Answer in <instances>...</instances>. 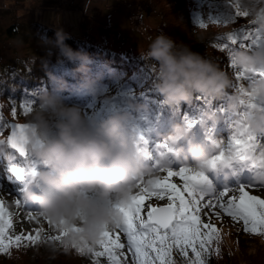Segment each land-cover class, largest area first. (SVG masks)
<instances>
[{
	"label": "clouds",
	"instance_id": "9594fccd",
	"mask_svg": "<svg viewBox=\"0 0 264 264\" xmlns=\"http://www.w3.org/2000/svg\"><path fill=\"white\" fill-rule=\"evenodd\" d=\"M222 4L229 13L239 6L248 13L249 22L264 32V0H222ZM54 35V40L43 37L38 43L49 50L57 49L59 56L68 61H78L74 70L85 73L89 54L66 44L69 34L62 27H56ZM138 51L151 62L152 86L164 104L188 102L194 93L212 98L227 93V109L233 113L240 110L241 95L232 87L233 76L210 54L195 51L189 43L162 31L144 50L138 44ZM231 59L237 69L246 73L264 70V46L238 47ZM95 85L94 80L86 78L81 86L95 94ZM244 87L255 96L257 104H264V78L245 82ZM206 117L215 119L210 113ZM129 118L128 113L116 112L101 121H89L77 105L65 104L59 95L41 91L23 122L28 125L26 148L44 169L34 174L22 197L35 203L41 216L57 228L68 229L65 242L94 246L104 229L114 227L119 219L113 205L126 203L135 191V179L151 174V168L135 150L133 135L125 132ZM245 123L254 135L264 137V109L253 108ZM187 136L184 125L174 124L167 139L175 143ZM5 142V138L0 139V143ZM219 147L218 142L205 149L200 143L189 141L187 158L181 155L178 159L183 163L190 161L192 169L203 172L213 167L210 153ZM262 152L264 144L258 146L256 154ZM229 158H224L223 163ZM254 180L264 182V176L254 174ZM33 186L39 191H33ZM73 225L77 230H72Z\"/></svg>",
	"mask_w": 264,
	"mask_h": 264
},
{
	"label": "trees",
	"instance_id": "16d2710c",
	"mask_svg": "<svg viewBox=\"0 0 264 264\" xmlns=\"http://www.w3.org/2000/svg\"><path fill=\"white\" fill-rule=\"evenodd\" d=\"M145 1L156 8L159 14V31L173 39L189 43L195 51L210 54L225 71L231 73L235 82L234 70L228 61L231 60L236 48L243 47L239 39L242 34L240 27H255L250 24L248 17H237L233 21L230 20L227 25L208 23L203 21V17L206 16V10L215 5L207 0ZM125 3L128 4V11L122 10L127 6L123 3H118L112 10L122 11L127 19L128 16L129 18L136 16V21L130 24L143 32L141 6L137 2L125 0ZM220 10V13L230 18V13L223 5ZM200 22L206 23V26L200 27ZM18 26L10 25L5 30L6 35L24 42L28 46L29 54L0 63V119L6 120L5 122L14 119L16 122L26 121L24 114L29 113H24L21 102L30 101L34 107L41 91L57 94L61 98L66 96L76 100L89 98L90 103L82 110L89 113L91 121H101L116 112L129 114L130 118L125 122V132L131 133L134 140L139 139L135 149L141 154L143 163H149V159H153V166L156 163L153 147L168 136L174 124H182L187 130H192L195 123L200 124V127L202 122L211 123L206 117L208 113L222 112L227 118L236 115L227 109V93L220 98L194 93L188 102L182 101L172 106L164 104L160 94L152 86L154 73L150 61L141 56L132 57L108 48L89 37L86 32L76 37L73 33L65 31L69 34L65 43L74 50L87 52L90 56L87 71L81 73L74 70L78 61H68L59 56L57 49L49 50L38 43L43 37L54 40V27L38 21L30 23L27 31H20ZM230 31L237 37L234 44H229L225 37ZM216 43H225L226 48L218 49L215 47ZM86 78L96 82L95 94L89 93L81 86ZM57 88L60 90L57 91ZM13 106L17 109L15 117L11 116ZM10 117L12 120L9 121ZM6 134L7 129H3L0 132V139L5 138ZM151 141L153 144L150 147ZM26 161L34 166L35 173L44 169V165L35 160L29 152L26 158L21 157L7 142L0 143L1 173L10 181L21 202L38 210L35 203L22 197L26 189H22V185L32 175L18 176L13 171L15 167L23 166ZM33 191L39 189L33 186ZM240 224L234 226L238 228L235 247L231 250L226 249L222 240L223 244L217 256L210 254L206 257L207 264H264V236L245 232L243 225ZM48 244L49 242L44 240L36 244H22L19 248L12 246L7 253H0V264H90L85 262L72 246L67 248L62 246L58 251H52ZM211 248L216 247L211 245Z\"/></svg>",
	"mask_w": 264,
	"mask_h": 264
},
{
	"label": "snow or ice",
	"instance_id": "6c2138e0",
	"mask_svg": "<svg viewBox=\"0 0 264 264\" xmlns=\"http://www.w3.org/2000/svg\"><path fill=\"white\" fill-rule=\"evenodd\" d=\"M248 13L239 6L230 13V20L237 17H247ZM230 20L211 21L216 24L227 25ZM251 24V22H250ZM200 27L206 23L200 22ZM240 42L243 47L264 46V32L257 27H240ZM229 44H234L237 37L233 31L225 34ZM215 47L224 50L225 43H216ZM234 70L235 82L232 87L241 95V108L236 112L232 121L233 129L229 142L228 152L241 159L250 161L249 167L256 176H264V152L257 155V148L261 143L247 127L245 118L256 107L264 109V104H257L255 96L244 87L245 82L255 78H264V70H255L246 73L237 69L234 62L228 61ZM24 113H29L32 103L21 102ZM11 115H17L15 106L11 108ZM24 123L4 122L0 125V132L8 129L5 136L6 142L16 150L21 157H27V129ZM141 139H143L141 137ZM224 152L221 151L216 160H223ZM13 171L18 176L34 175L35 169L30 162L23 166L15 167ZM174 177L180 178V183L173 181ZM207 178L202 171H196L188 166L171 168L159 161L151 168V174L135 179V191L126 203H116L119 219L112 228H105L101 238L92 246L84 243L65 242L68 229L57 228L47 217L41 216L38 211L27 210L28 218L36 220L42 217L50 228L56 230L55 235H45L46 241H59L67 248L72 246L79 253L88 252L94 264H101L100 257L107 258V264H126L127 253H131L134 264H175L172 256L174 249L178 250L185 258V264H207L206 257L211 254V245L219 240L220 229L216 224L205 221L201 216L202 208H210L216 217L221 213L227 214L234 222H242L243 230L252 234L264 236V196L254 194L252 189L264 187L262 183L241 184L234 189H224L216 193L210 186L203 189L197 185H206ZM167 199V203L153 204L150 198ZM146 201H148L146 203ZM14 203L17 207L22 205L19 198ZM13 226L12 213L6 207L5 201L0 199V253H7L10 247L19 248L22 244H36L41 241L44 229L37 227L34 233L10 234ZM72 230H77L72 226ZM121 234L126 238L122 242ZM126 248V251H122ZM189 250L191 255H189ZM219 252V247L214 249Z\"/></svg>",
	"mask_w": 264,
	"mask_h": 264
},
{
	"label": "rangeland",
	"instance_id": "374dc122",
	"mask_svg": "<svg viewBox=\"0 0 264 264\" xmlns=\"http://www.w3.org/2000/svg\"><path fill=\"white\" fill-rule=\"evenodd\" d=\"M129 2H137L142 9V21L144 31L140 32L138 29L133 28L130 23L136 21V16L129 18L122 11L112 10L118 3H123L125 8L122 10L128 11V4L125 0H25L23 3H17L13 0H0V63L10 61V59L15 57H22L29 54L28 46L16 37H9L6 35L5 30L12 24H17L20 31H27L30 23L34 21L42 22L45 25L54 27H62L64 31L73 33L74 36H81L82 32H86L95 41L101 43L102 45L119 51L122 54H128L132 57H140L138 51V44L141 50H144L150 40L159 32V14L156 8L152 7L145 0H126ZM209 3L215 6L211 9H207L203 17V21L212 23L211 21H223L228 19V15H223L220 13V8L223 5L222 0H207ZM209 11L212 13L210 14ZM230 20V18L228 19ZM65 104L77 105L81 114L86 120L91 121L89 113H84L82 109L90 103V99L76 100L73 97L61 98ZM220 113H214L212 116L215 119L211 120V123L202 122L200 124L195 123L192 130H188V136L177 140L175 143L170 142L167 137L161 144L155 145L153 147V152L155 155L154 160L159 161L161 164L167 165L171 168H178L180 166H188L191 164L183 163L182 160L178 159L181 156L182 146L187 145L189 141L200 143L205 149L208 148L210 144L219 143L220 147L210 153V158H214L221 151L224 152L225 158L230 157L227 163H221L213 165V167L204 169L203 173L207 178L206 185H197L198 188H205L210 186L212 190L216 193L221 192L224 189H234L241 184H248L254 180V170L249 167L250 161L241 160L228 152L229 142L232 135V121L235 118V114L227 118L226 115ZM29 114H24V119L27 120ZM12 116V115H11ZM13 117V116H12ZM12 120L11 117L8 119ZM6 120L0 119V125H2ZM15 121L16 120H12ZM26 121H17V123H23ZM9 123V122H8ZM8 132V129H7ZM257 139L264 143V137L257 136ZM148 141V140H147ZM139 143V139L135 140V147ZM172 145H170V144ZM153 141L150 142V147ZM137 151V149H135ZM185 157V156H184ZM187 158V154L186 157ZM152 160L149 159V163H144L146 166L149 164L152 166ZM156 164V163H155ZM35 165V164H34ZM192 166V165H191ZM189 167V166H188ZM218 167L220 169H218ZM214 171L220 170V175L217 176ZM224 171V173H223ZM0 170V199L5 201L6 207L12 213L13 226L10 230V234L17 233H34V229L41 227L44 232L41 233L42 239L45 235H55L56 230L50 228L47 221L42 217H38L39 223L36 220H31L28 218L27 210H36L34 207L26 206L22 203L20 207L14 203L16 198H19L15 192V189L11 187L10 181L1 173ZM31 176V175H30ZM28 178V181L22 185V189L28 187L33 179ZM173 181L180 183L179 177H174ZM254 183H262L259 180H254ZM264 187L252 189L254 194L263 195ZM33 190V189H32ZM148 201H146L147 203ZM150 202L153 204H164L167 203V199H158L155 197L150 198ZM27 209V210H26ZM38 211V210H36ZM202 219L209 221L217 225L220 229L219 240L212 244V247L221 246L222 240L226 245V249L231 250L235 247L236 240L238 239V228L234 227L235 224L239 225L242 222H234L231 217L225 213H221V217H216L215 213L210 208L201 209ZM240 224V225H241ZM241 229V228H240ZM236 237V240H235ZM122 242H126V238L121 234ZM48 246L52 251H58L62 245L59 241H47ZM215 249V248H214ZM213 249L211 256L217 253ZM122 251H126V248ZM85 262L94 264L91 258V254L88 252L80 253ZM189 255L191 252L189 250ZM172 256L177 264H185V258L176 249L173 250ZM101 264H107L106 257H100ZM212 261V259H211ZM175 263V264H176ZM126 264H134L131 260V253H127Z\"/></svg>",
	"mask_w": 264,
	"mask_h": 264
},
{
	"label": "bare ground",
	"instance_id": "6f19581e",
	"mask_svg": "<svg viewBox=\"0 0 264 264\" xmlns=\"http://www.w3.org/2000/svg\"><path fill=\"white\" fill-rule=\"evenodd\" d=\"M186 149H187V145H184V146H182V150H183V152L181 153V155L184 157H186V154H187V151H186ZM221 161V160H220ZM221 163H223V160L221 161ZM216 164H219L220 165V163H218V160H216L215 162H214V165H216ZM189 167H191L192 168V166H191V164H189L188 165ZM218 169H220L219 167H218ZM214 173H217L218 171H214V170H212ZM223 173H224V171H223ZM217 176H219L220 175V170H219V172L216 174ZM221 191H223V190H221ZM263 191H264V189H263ZM261 196H264V194L263 195H261Z\"/></svg>",
	"mask_w": 264,
	"mask_h": 264
},
{
	"label": "water",
	"instance_id": "95a60500",
	"mask_svg": "<svg viewBox=\"0 0 264 264\" xmlns=\"http://www.w3.org/2000/svg\"><path fill=\"white\" fill-rule=\"evenodd\" d=\"M11 123H17V122H15V121H10L9 122V124H11ZM9 145V144H8ZM10 146V145H9ZM10 148H12L11 146H10ZM13 150H15L14 148H12ZM16 151V150H15Z\"/></svg>",
	"mask_w": 264,
	"mask_h": 264
}]
</instances>
